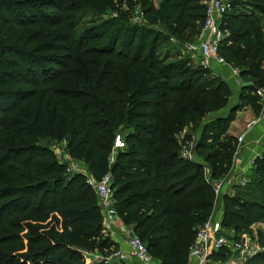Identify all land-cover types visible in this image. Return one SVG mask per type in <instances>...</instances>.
<instances>
[{
    "label": "trees",
    "instance_id": "obj_1",
    "mask_svg": "<svg viewBox=\"0 0 264 264\" xmlns=\"http://www.w3.org/2000/svg\"><path fill=\"white\" fill-rule=\"evenodd\" d=\"M206 1L0 0V264H86L83 252L113 247L94 187L68 176L53 151L63 142L91 176L111 174L120 220L156 259L189 264L214 207L204 168L228 175L237 150L230 124L260 106L264 86V0H229L219 54L240 68L239 104L205 123L199 161L181 156L184 132L190 140L216 97L231 93L211 70L166 55L172 40L200 34ZM109 10L116 16L105 20ZM118 135L124 148L111 164ZM247 179L224 196L226 230L264 222V155ZM247 264H264V252Z\"/></svg>",
    "mask_w": 264,
    "mask_h": 264
},
{
    "label": "built area",
    "instance_id": "obj_2",
    "mask_svg": "<svg viewBox=\"0 0 264 264\" xmlns=\"http://www.w3.org/2000/svg\"><path fill=\"white\" fill-rule=\"evenodd\" d=\"M206 16L203 27L196 42L191 43L186 48L188 51L195 53L201 59V66L207 70H213L217 67H231L234 74L239 75L240 71L231 66L223 56L219 54L224 33L220 27L221 20L224 15L231 11L232 5L229 0H207ZM140 18V17H139ZM135 22V21H134ZM142 18L139 22L141 23ZM136 23V22H135ZM173 43L175 40H172ZM264 71V64H263ZM256 95L259 98L261 106V115L264 117V86L256 89ZM251 130V124L248 125L244 134L237 139L238 147L234 156L232 169L227 176L221 179H214L210 168L205 166L204 177L208 184L211 185L215 194L214 207L209 219L201 225L197 230V235L194 243L190 247L189 264H247L250 260L256 258L264 252V247L261 245L260 238L255 236L237 234L233 236L222 227V219L224 215L223 199L227 193L229 186L243 185L248 183L247 173H237V160L243 148L244 140ZM119 137H117L118 139ZM116 139V140H117ZM197 137L193 136L190 140L184 135L180 138L181 156L190 161H199L196 155ZM61 149L55 152L60 164L66 165V174L74 176L77 174L84 175V170L78 161L72 159L66 152V143H60ZM254 159L251 161L253 167ZM115 161V157L111 156V164ZM96 192L98 203L104 218L105 233L120 220V216L115 209L114 191L112 189V176L108 174L95 184L89 182ZM235 192L233 193V195ZM235 233L234 230L231 231ZM237 233V232H236ZM131 254L136 259L138 264H162L159 259H156L148 250L146 244L141 238L135 234L130 236L127 241ZM86 258L91 257L94 263L103 264H124L127 262L128 255L121 250L113 251L107 256L101 254L83 252ZM93 255V256H92ZM225 255L226 258L218 257Z\"/></svg>",
    "mask_w": 264,
    "mask_h": 264
},
{
    "label": "crops",
    "instance_id": "obj_3",
    "mask_svg": "<svg viewBox=\"0 0 264 264\" xmlns=\"http://www.w3.org/2000/svg\"><path fill=\"white\" fill-rule=\"evenodd\" d=\"M258 106V105H257ZM261 106L257 108L249 105L245 106L241 111H239L236 115L235 120L231 123L228 134L236 139L245 133L248 125L251 124V130L247 134L243 148L239 154L237 160V173H241L242 171L248 173V171L252 168L251 161L256 159L257 157H261L264 155V117L261 115ZM116 140L112 157L117 156L118 151L124 148V141L121 136ZM84 170V176L87 177L88 182L95 184L98 180L91 176L84 164L78 162ZM234 186H229L227 188V193L233 195ZM259 226L260 228L264 225V222H260L255 224V226ZM134 233V229L132 226H127L122 223L121 220L117 221L114 226H112L108 231L107 235L113 241V247L106 251L105 253H93L94 256L101 254L103 256H107L113 251L121 250L128 255V260L124 264H138L136 259L131 254V249L127 243L130 236ZM93 256V255H92ZM86 263L93 264L94 260L91 257L86 258Z\"/></svg>",
    "mask_w": 264,
    "mask_h": 264
},
{
    "label": "rangeland",
    "instance_id": "obj_4",
    "mask_svg": "<svg viewBox=\"0 0 264 264\" xmlns=\"http://www.w3.org/2000/svg\"><path fill=\"white\" fill-rule=\"evenodd\" d=\"M161 1L162 0H154V4L156 5V7H159ZM116 5L118 8L119 4H116ZM135 7H136V9H135V12H136L135 13V17H136L135 22H139L140 18H143V16L139 15L141 13L142 9L140 8L139 5H136ZM115 16H116V14L112 13L111 10H109V12L105 13L104 19L107 20V19L113 18ZM262 21H263L262 23H263V27H264V18ZM34 30H36V29H33L31 31L33 32ZM162 30H164V29H162ZM9 31H10V27H6L3 35H6V32L9 33ZM196 32L191 33L190 35L187 34L183 39H179V40L175 39V42H177V43H174L175 45L170 46V49H172V50L169 51L168 54H166L167 56H169L170 62H176V61L184 60V61H189L191 63V66H193L195 68L201 66V59L199 58V56L195 53L188 51V49L186 48L191 43L196 42V40L199 36L198 35L199 33L197 34ZM23 33H24V31H18L19 35L23 34ZM228 35L229 34H227L226 37ZM236 69H238L240 71V68H236ZM239 76H240V74L239 75L234 74L231 67H225V68L217 67L216 69H213L212 72H210V74H208V78H210V79H212L213 77H220V78L224 79L225 83L229 86L231 93L229 96L219 95L218 97H216L217 101H215L216 105H215L214 111L208 112L206 114V117H205L204 121L202 122L198 131L193 133L192 131L186 130L187 134L193 133V136L198 137V136H200L201 129L203 128L205 123L206 122L208 123L211 120V118L216 117V116H223V117L229 116L230 110L239 104V94H240V90L242 87V82L239 79ZM198 104H199V106H201L202 105L201 101ZM230 126H231V124H230ZM229 129H230V127H229ZM118 136H121V135H118ZM45 144L49 145L48 143H45ZM61 145L62 144L55 143L52 146L53 151L59 152V150L61 149L60 148ZM237 147H238V143H237ZM245 186L235 185L234 186L235 193L237 191V190H235L236 187H242L243 188ZM231 196H234V195H231ZM219 221L222 222L221 219ZM227 231H228V233H230L233 236H237V234H239V235L245 234V235L255 236L256 239H259L261 232L264 234V225H262L261 228L257 225L256 226L253 225L250 229L243 231V232H240V233H236V232L232 233L231 229L227 230ZM135 235L139 236L138 234H135ZM86 264H88V263H86Z\"/></svg>",
    "mask_w": 264,
    "mask_h": 264
},
{
    "label": "water",
    "instance_id": "obj_5",
    "mask_svg": "<svg viewBox=\"0 0 264 264\" xmlns=\"http://www.w3.org/2000/svg\"><path fill=\"white\" fill-rule=\"evenodd\" d=\"M221 220H222V222H223V217H222V219H221Z\"/></svg>",
    "mask_w": 264,
    "mask_h": 264
}]
</instances>
